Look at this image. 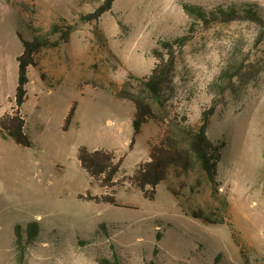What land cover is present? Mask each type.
Listing matches in <instances>:
<instances>
[{"label":"rangeland","instance_id":"1","mask_svg":"<svg viewBox=\"0 0 264 264\" xmlns=\"http://www.w3.org/2000/svg\"><path fill=\"white\" fill-rule=\"evenodd\" d=\"M104 1L0 0V118L15 108L23 52L18 34L29 39L30 26L47 32L62 18L76 27L67 43L43 50L29 70L23 114L34 146L0 136V264H100L115 253L122 264H264V29L246 21L196 27L189 44L177 49L167 110L150 101L158 115L168 112L192 127L215 106L208 137L226 144L217 193L198 169L172 174L155 200H146L130 177L166 126L150 121L131 149L135 105L116 97L126 82L140 91L137 79L155 68L161 41L192 32L184 3L264 8V0H116L99 21L80 22ZM234 63L242 74L216 96L212 85ZM82 147L124 157L113 188L94 184L82 169ZM199 211L228 224L206 226L192 217ZM30 223L41 232L22 256L15 229Z\"/></svg>","mask_w":264,"mask_h":264},{"label":"trees","instance_id":"2","mask_svg":"<svg viewBox=\"0 0 264 264\" xmlns=\"http://www.w3.org/2000/svg\"><path fill=\"white\" fill-rule=\"evenodd\" d=\"M115 2L116 0H105L93 13L83 15L80 22L99 21L104 15L112 12ZM183 9L192 20V32L174 40L159 43L158 48L153 51L158 60L155 68L150 75L137 79L141 85L140 91H134L131 83L126 82L116 94L119 100L129 101L135 105L131 149L134 148L136 139L143 134L144 127L150 121H154L159 127L166 126L165 134L158 143L149 142L148 161L139 164L130 177L132 185L143 193L146 200L150 201L155 200L158 187L169 180L172 174L183 177L199 169L207 177L215 193L219 192L221 186L219 166L226 144L224 142L214 143L208 137L211 120L215 114V106L204 111L200 124L197 127H192L187 124V120L185 124H181L178 116H172L168 112L162 116L158 115L150 103L153 101L160 109L167 110L166 90L172 83L176 70L177 49H183L189 44L193 32L198 26L210 28L215 24L228 25L246 21L264 29V8L253 3H223L212 9L193 3H184ZM75 29V26L69 25L67 20L62 18L59 22L53 23L47 32L42 28L30 26L29 39H26L21 33L18 34L23 52L17 58L18 85L15 94V108L11 113L0 118V136L4 140H11L22 148L34 146L30 137L28 120L23 114L24 105L29 100V70L36 66L35 58L38 54L43 50L59 48L62 44L67 43ZM241 74L242 68L237 63L226 67L221 73L220 82L212 85L213 93L216 96L225 94L231 88L234 79ZM216 101L215 98L214 103ZM75 111L76 105L65 121L64 131L68 130ZM78 160L94 184L97 183L104 188H113L122 169L124 157L118 158L115 152L106 149L90 151L82 147L78 151ZM171 192L177 197L172 190ZM80 199H83V196H80ZM107 203L116 204L114 200L107 201ZM192 217L209 227L228 224L226 217L204 211L193 212ZM40 232V227L36 223L28 224L25 231L21 225L16 226V244L22 256L25 255L26 246L35 242ZM157 238L160 240L161 236L158 235ZM220 260L221 256L219 255L216 262L218 263ZM98 262L100 264H122L116 253L112 260L101 258ZM150 264L156 263L151 262Z\"/></svg>","mask_w":264,"mask_h":264},{"label":"crops","instance_id":"3","mask_svg":"<svg viewBox=\"0 0 264 264\" xmlns=\"http://www.w3.org/2000/svg\"><path fill=\"white\" fill-rule=\"evenodd\" d=\"M29 86V85H28ZM131 122H132V120H131ZM144 132V131H143Z\"/></svg>","mask_w":264,"mask_h":264}]
</instances>
